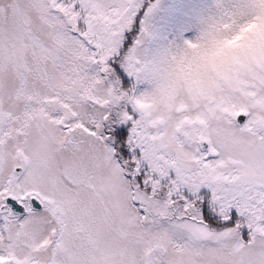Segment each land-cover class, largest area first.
I'll list each match as a JSON object with an SVG mask.
<instances>
[{
  "label": "snow or ice",
  "instance_id": "obj_1",
  "mask_svg": "<svg viewBox=\"0 0 264 264\" xmlns=\"http://www.w3.org/2000/svg\"><path fill=\"white\" fill-rule=\"evenodd\" d=\"M158 7L0 0V264H264V0Z\"/></svg>",
  "mask_w": 264,
  "mask_h": 264
},
{
  "label": "rangeland",
  "instance_id": "obj_2",
  "mask_svg": "<svg viewBox=\"0 0 264 264\" xmlns=\"http://www.w3.org/2000/svg\"><path fill=\"white\" fill-rule=\"evenodd\" d=\"M155 2L152 0L151 4ZM213 0H159V7L148 20L151 36L143 48L149 55H158L166 49L182 45L195 38L210 12ZM139 32L135 38L140 36Z\"/></svg>",
  "mask_w": 264,
  "mask_h": 264
},
{
  "label": "trees",
  "instance_id": "obj_3",
  "mask_svg": "<svg viewBox=\"0 0 264 264\" xmlns=\"http://www.w3.org/2000/svg\"><path fill=\"white\" fill-rule=\"evenodd\" d=\"M152 0H145V3L146 4H148V3H150ZM139 32V27H137V29H136V34ZM135 38V37H134Z\"/></svg>",
  "mask_w": 264,
  "mask_h": 264
}]
</instances>
